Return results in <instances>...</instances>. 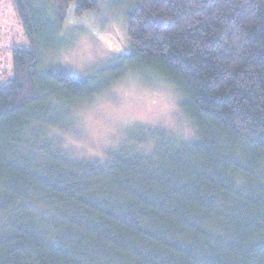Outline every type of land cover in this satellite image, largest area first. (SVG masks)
<instances>
[{"label": "trees", "instance_id": "trees-1", "mask_svg": "<svg viewBox=\"0 0 264 264\" xmlns=\"http://www.w3.org/2000/svg\"><path fill=\"white\" fill-rule=\"evenodd\" d=\"M31 1L12 0L32 49L0 85V264H264V0H138L120 62L174 85L196 138L152 130L106 162L52 130L102 89L39 68ZM44 2L60 23L99 8Z\"/></svg>", "mask_w": 264, "mask_h": 264}, {"label": "rangeland", "instance_id": "rangeland-1", "mask_svg": "<svg viewBox=\"0 0 264 264\" xmlns=\"http://www.w3.org/2000/svg\"><path fill=\"white\" fill-rule=\"evenodd\" d=\"M31 3L39 16V68L82 78L102 89L70 108L60 132L49 125L61 139L63 152L106 162L139 139L157 141L154 130L179 141L196 138L192 120L180 109L182 93L161 77L130 70L120 62L130 52L127 17L138 0H99L98 10L81 14L71 4L63 23L44 0ZM31 49L12 0H0V85L14 77L13 51ZM63 106L58 103L49 120L62 123Z\"/></svg>", "mask_w": 264, "mask_h": 264}]
</instances>
